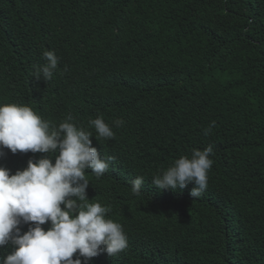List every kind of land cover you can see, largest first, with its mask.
<instances>
[{
    "label": "trees",
    "instance_id": "trees-1",
    "mask_svg": "<svg viewBox=\"0 0 264 264\" xmlns=\"http://www.w3.org/2000/svg\"><path fill=\"white\" fill-rule=\"evenodd\" d=\"M34 50H54L66 98L115 128L93 130L100 158L115 159L99 178L85 170L86 194L128 247L88 264H264V0H0V78L6 61L20 93L42 101L61 84L32 77ZM8 97L0 79V105ZM208 145L199 198L191 183L152 184Z\"/></svg>",
    "mask_w": 264,
    "mask_h": 264
},
{
    "label": "clouds",
    "instance_id": "clouds-1",
    "mask_svg": "<svg viewBox=\"0 0 264 264\" xmlns=\"http://www.w3.org/2000/svg\"><path fill=\"white\" fill-rule=\"evenodd\" d=\"M55 53L32 52V77L50 80L56 75L60 81L61 90L51 97L26 99L20 93L25 83L18 82L6 61L0 78L9 95L0 105V264H88L102 251L113 256L128 247L122 225L106 216L110 208L91 203L97 200L86 194L85 170L99 178L115 159L100 158L92 145L93 130L113 138L115 128L101 116L90 120L85 108L66 98ZM114 123L120 127L124 121ZM213 148L208 145L194 149L190 158L180 157L155 175L152 184L158 190H182L191 183L189 195L199 198L208 187ZM143 185L144 177H137L132 193L140 195ZM48 222L45 230L42 226Z\"/></svg>",
    "mask_w": 264,
    "mask_h": 264
}]
</instances>
